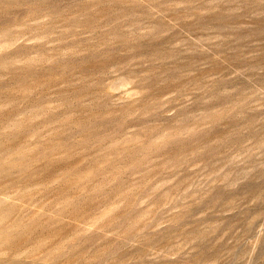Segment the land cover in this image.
<instances>
[{
	"label": "rangeland",
	"instance_id": "rangeland-1",
	"mask_svg": "<svg viewBox=\"0 0 264 264\" xmlns=\"http://www.w3.org/2000/svg\"><path fill=\"white\" fill-rule=\"evenodd\" d=\"M0 264H264V0H0Z\"/></svg>",
	"mask_w": 264,
	"mask_h": 264
}]
</instances>
